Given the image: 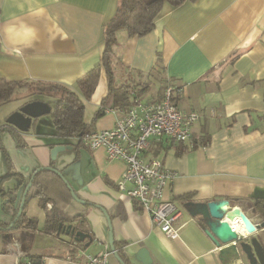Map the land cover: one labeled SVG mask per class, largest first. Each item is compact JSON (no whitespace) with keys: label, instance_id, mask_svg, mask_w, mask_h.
Listing matches in <instances>:
<instances>
[{"label":"crops","instance_id":"crops-1","mask_svg":"<svg viewBox=\"0 0 264 264\" xmlns=\"http://www.w3.org/2000/svg\"><path fill=\"white\" fill-rule=\"evenodd\" d=\"M118 4L119 0H0V78L57 84L78 94L77 82L101 63L103 27ZM118 44L117 54L129 74L121 81L146 88L136 101L153 104L162 99L161 86L149 76L160 65L162 77L178 88L177 107L199 117L191 128L196 147L152 139L143 155L176 173L164 200L182 210L176 223L178 238L170 239L155 228L138 204L118 190L123 162H109L104 150H88L77 138H56L52 123H36L25 134L5 128L6 118L19 109L11 101L0 107V133L7 132L13 140H7L10 157L5 166L0 165V178L9 171L14 174L2 183V188L7 180L14 184L8 191L13 216L35 172L34 180L44 186L56 210L63 218H77L72 226L91 242L86 246V239L75 245L64 234H44L45 210L38 205L32 183L22 214L25 222L36 220L37 230L29 231L25 223L22 229L10 231V236L25 235L28 240L20 241L18 249L8 243L7 258L0 257V264H34L42 257L66 256L84 264L86 256L108 245L110 236L116 248L129 246L133 253L144 248L154 264H222L199 219L192 218L183 204L227 199L251 223H261L264 0H195L178 7L164 3L149 34L127 38L119 33ZM106 95V77L100 69L98 85L84 101L89 131L113 128L125 111L110 106L116 114L104 113L94 120ZM57 146L65 150L52 160L51 150ZM51 206L47 203L46 210ZM257 238L264 252V231ZM37 242L41 248L34 246ZM109 264H117L112 255Z\"/></svg>","mask_w":264,"mask_h":264},{"label":"trees","instance_id":"trees-1","mask_svg":"<svg viewBox=\"0 0 264 264\" xmlns=\"http://www.w3.org/2000/svg\"><path fill=\"white\" fill-rule=\"evenodd\" d=\"M187 1L193 2L195 0H119L115 15L103 27L104 48L101 56V63L98 67L88 71L77 82V88L79 90L78 94L64 86L57 84L41 82L23 83L7 81L0 78V107L11 101L21 99V91L29 93L27 95L28 98L39 96L54 99L56 102L50 115V120L54 129V136L59 139H78L81 135L89 131L88 125L84 122V101H88L94 93L98 85L100 69L103 70L107 83V95L102 101V107L104 108L114 107L126 111L137 103V96H139V93L144 92L146 89L135 81H121V77L127 72H125L123 69L120 58L117 54L119 46L118 34L124 33L127 38L143 37L154 29L155 20L160 14L164 3H167L171 7H178ZM126 75L129 74L127 73ZM162 75V68L160 65H157L153 68V72L149 76L157 81V83L159 81L158 84H161L160 86L163 92L169 86L173 87L174 94L172 97V102L177 106L176 94L178 92V88L175 87L168 79H164ZM129 78L130 77H128V79ZM35 100L36 99L27 100V103ZM103 114L104 112L101 110L98 111L95 114L94 120ZM4 127L7 129L13 128L8 125H4ZM14 138L15 142L20 145L21 140H19L16 136ZM196 146V143L193 142L192 148ZM185 150H188V148L185 147ZM13 175L14 174L10 173L9 171L4 177L0 178V195L3 199V207H6L9 203L11 204L13 200L9 198L10 192H5L3 190L2 183ZM33 176L35 177V172ZM32 183L37 188L35 197L38 200V205L42 210H45V222L42 230L44 234L56 235L60 233V224L66 225L65 223H68L69 225L77 220V218H63L59 211L56 210L52 199L46 194L44 186L38 181L34 180V178ZM219 199L220 200L217 201H225L231 208L230 202L227 199ZM47 203H52V206L49 210H46ZM25 204L26 200L24 207ZM16 212L17 209L15 211V215ZM262 214H264V210L262 211ZM25 223L26 226L24 227L29 231L37 230L36 220L33 219L25 222L23 214L21 213L17 222L11 227L10 231L14 232L22 229ZM74 229L75 231H80L78 230V227L76 228V226ZM73 244L79 245L81 243L74 242Z\"/></svg>","mask_w":264,"mask_h":264},{"label":"built area","instance_id":"built-area-1","mask_svg":"<svg viewBox=\"0 0 264 264\" xmlns=\"http://www.w3.org/2000/svg\"><path fill=\"white\" fill-rule=\"evenodd\" d=\"M173 94V87L169 86L157 103L140 104L136 101L121 114L113 128L88 131L78 138L84 148L91 151L102 149L108 161L124 163L125 170L117 183L118 190L135 201L149 216L152 225L170 239L178 238L176 223L182 210L172 201L164 200V191L176 178V173L166 169L159 160H145L143 155L152 139L166 138L185 143L189 148L193 146L191 128L199 117L193 112H182L172 102ZM100 110L117 113L115 109L102 106ZM111 255L108 245H105L98 254L86 256L84 264H109ZM49 259L42 257L39 261L41 264H54ZM60 260L59 264H76L71 256Z\"/></svg>","mask_w":264,"mask_h":264},{"label":"water","instance_id":"water-1","mask_svg":"<svg viewBox=\"0 0 264 264\" xmlns=\"http://www.w3.org/2000/svg\"><path fill=\"white\" fill-rule=\"evenodd\" d=\"M51 112L52 107L48 103L40 100L31 101L10 114L5 120V125L25 134L30 131L39 118L50 116ZM64 150L65 147L63 146L53 148L51 159L54 160L57 154ZM33 178L32 175L23 190L17 214L12 223L22 213ZM183 208L192 218L199 219L205 235L219 250L218 255L222 264H264V252L257 238V234L264 231V214H262L260 224H253L239 208H230L225 201L187 202L183 204ZM236 225L243 226L246 234L243 235L238 232ZM59 230L61 234L71 237L76 243H82L87 239L86 246H88L91 242L87 234L75 231L71 224H60ZM108 247L117 264H154L144 248H140L135 253L131 251L129 246L116 248L111 236L108 240ZM34 264H41V262L37 261Z\"/></svg>","mask_w":264,"mask_h":264},{"label":"rangeland","instance_id":"rangeland-1","mask_svg":"<svg viewBox=\"0 0 264 264\" xmlns=\"http://www.w3.org/2000/svg\"><path fill=\"white\" fill-rule=\"evenodd\" d=\"M158 83H159V81H158ZM28 94L29 93H27L25 91H21L20 97L24 98L26 100H22V99L15 100L14 103H12V104H17L16 106H18V108H20L24 104L27 103V100L36 99V100L44 101V102L48 103L50 106L54 107L53 105L56 102L54 99H51V98H48V97L34 96V97H29L28 98V96H27ZM1 108H3V107H1ZM0 117H2L1 114H0ZM1 121L3 123V120H1ZM42 122L44 124L50 125L51 124L50 117L49 116H44V117L39 118L37 120V122H36V123H38L37 126L39 124H41ZM36 123L31 127L30 131L33 130V128L36 125ZM7 140L13 142L12 138L10 137V135L7 132H1L0 133V143H1L0 144V165L4 164V166L6 165V161L5 160L9 159V157H10V155L7 152V146H6V143L8 142ZM109 162H113V161H109ZM12 185H14V184L11 183V179H10V180H7L6 182H4L3 188L5 189V191L8 192V191H10V190H12L14 188V186H12ZM3 206H4L3 205V199H2V197L0 195V222L10 224L11 223L10 219L13 217L12 205L9 203L6 207H3ZM15 206L17 207V205H15ZM18 206H19V204H18ZM35 210H38V208L35 207ZM7 221H9V222H7ZM10 235L11 234H9V233L2 234L3 238L0 239V257L7 258L6 254L4 252L6 250V245L8 243H10V245H12V247H14L15 249H18L19 245H20V241L23 242L24 240H28V237H26L25 235H22V236L20 234H17V235H14V236H10ZM34 246L41 248V244H38V242ZM14 261H15V259H14ZM49 261L51 263H54V264L61 263V260H59V259L58 260L57 259L54 260V259L50 258Z\"/></svg>","mask_w":264,"mask_h":264},{"label":"flooded vegetation","instance_id":"flooded-vegetation-1","mask_svg":"<svg viewBox=\"0 0 264 264\" xmlns=\"http://www.w3.org/2000/svg\"><path fill=\"white\" fill-rule=\"evenodd\" d=\"M52 107V106H51ZM53 108V107H52ZM33 181V180H32ZM17 210H18V208H17ZM23 211V210H22ZM16 214H17V212H16ZM15 217H16V215H14L13 216V218L11 219V223L10 224H8V223H6V224H1L0 223V239L1 238H3V236H2V234H6V233H9L10 232V229H11V227L17 222V220L14 222V223H12L13 221H14V219H15Z\"/></svg>","mask_w":264,"mask_h":264},{"label":"bare ground","instance_id":"bare-ground-1","mask_svg":"<svg viewBox=\"0 0 264 264\" xmlns=\"http://www.w3.org/2000/svg\"><path fill=\"white\" fill-rule=\"evenodd\" d=\"M236 228H237L238 232H240L241 234H243V235L246 234L245 230L243 229V226L236 225Z\"/></svg>","mask_w":264,"mask_h":264}]
</instances>
